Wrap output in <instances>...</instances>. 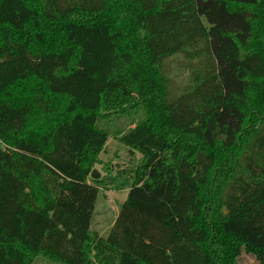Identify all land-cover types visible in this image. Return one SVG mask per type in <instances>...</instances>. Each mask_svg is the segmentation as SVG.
Wrapping results in <instances>:
<instances>
[{
  "label": "trees",
  "instance_id": "1",
  "mask_svg": "<svg viewBox=\"0 0 264 264\" xmlns=\"http://www.w3.org/2000/svg\"><path fill=\"white\" fill-rule=\"evenodd\" d=\"M125 109L141 168L104 237L99 119ZM242 251L264 264V0H0V264Z\"/></svg>",
  "mask_w": 264,
  "mask_h": 264
},
{
  "label": "rangeland",
  "instance_id": "2",
  "mask_svg": "<svg viewBox=\"0 0 264 264\" xmlns=\"http://www.w3.org/2000/svg\"><path fill=\"white\" fill-rule=\"evenodd\" d=\"M183 66V65H182ZM174 78V86L187 82L188 72L185 68L171 66ZM176 69V74H175ZM142 109H125L115 113H107L101 116L99 124L108 131V139L104 151L100 152L93 166L99 170L102 183L96 201L92 217L91 229L101 236H106L115 222L120 208L124 203L131 185V176L138 175L141 168V156L136 153L129 162L126 154V146L118 141L121 132H126L140 122ZM127 180V187L118 189V184ZM122 186V185H121ZM118 187V188H117ZM123 187V186H122ZM33 264H65L46 255H36ZM235 264H263L253 255L242 251Z\"/></svg>",
  "mask_w": 264,
  "mask_h": 264
}]
</instances>
